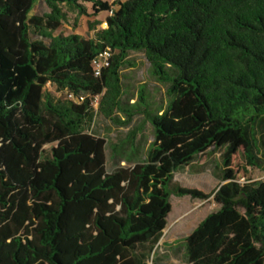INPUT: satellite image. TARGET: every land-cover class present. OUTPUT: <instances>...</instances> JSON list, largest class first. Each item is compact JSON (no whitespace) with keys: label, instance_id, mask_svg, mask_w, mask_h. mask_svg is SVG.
I'll return each mask as SVG.
<instances>
[{"label":"trees","instance_id":"1","mask_svg":"<svg viewBox=\"0 0 264 264\" xmlns=\"http://www.w3.org/2000/svg\"><path fill=\"white\" fill-rule=\"evenodd\" d=\"M38 1L0 0V264H157L172 197H210L175 174L210 151L224 167L220 208L185 239L187 262L264 264V180L232 168L242 152L264 171V0H43L50 12L31 17ZM72 12L111 18L93 38L56 35ZM132 52L167 85L166 108L144 88L131 103ZM97 98L113 122L144 116L154 130L143 155L134 131L111 145L112 170L91 132Z\"/></svg>","mask_w":264,"mask_h":264},{"label":"rangeland","instance_id":"2","mask_svg":"<svg viewBox=\"0 0 264 264\" xmlns=\"http://www.w3.org/2000/svg\"><path fill=\"white\" fill-rule=\"evenodd\" d=\"M114 3L116 0H106ZM90 14L93 13L91 4H88ZM50 9L43 0H39L35 5L32 16L48 14ZM111 18V13H102L98 17L80 16L78 13H70L68 21L56 32L70 35L78 34L85 38H93L96 30L91 27L97 22L101 24L98 29L107 28V22ZM129 60L134 67L128 66L123 70V85L128 96H132L134 103L138 100V93L142 88L146 90V97L155 108H166L170 103L168 87L159 82L152 73V68L143 53L132 52ZM46 91L50 92L58 100H66L67 94L59 91L52 84H48ZM96 111L95 121L91 132L99 137L106 138L108 142L109 170L113 169L111 161V145H121L134 131L137 136L136 145L141 151V155L149 149L154 142V130L150 123L145 122L144 116H137L131 126H122L106 118L99 110L100 100L94 101ZM48 149L50 147H47ZM127 163L123 162L122 166ZM221 152L210 151L199 156L190 166L178 171L175 174L174 183L183 188L198 189L210 196L208 199H195L191 196L172 197L173 212L169 217V226L165 231V236L160 243L157 253V264H188L186 258L185 239L190 236L199 225L212 213L219 210L220 206L214 200V193L221 186V171L223 170ZM232 168L235 170L241 183L248 180H264V171L253 169L246 163L245 157L240 152L233 160ZM147 264H153L151 258Z\"/></svg>","mask_w":264,"mask_h":264},{"label":"built area","instance_id":"3","mask_svg":"<svg viewBox=\"0 0 264 264\" xmlns=\"http://www.w3.org/2000/svg\"><path fill=\"white\" fill-rule=\"evenodd\" d=\"M112 57V51L106 50L105 52L98 55V57L94 61V68L96 76H100L102 73L103 68L109 65V61ZM69 99L76 100L77 102H83L85 100L84 96L76 97L73 94H70ZM96 100H99L98 98Z\"/></svg>","mask_w":264,"mask_h":264}]
</instances>
